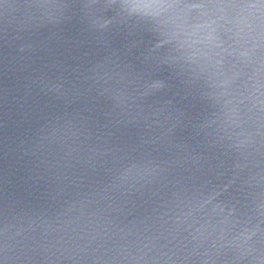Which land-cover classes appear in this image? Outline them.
Masks as SVG:
<instances>
[{
  "label": "clouds",
  "instance_id": "clouds-1",
  "mask_svg": "<svg viewBox=\"0 0 264 264\" xmlns=\"http://www.w3.org/2000/svg\"><path fill=\"white\" fill-rule=\"evenodd\" d=\"M0 50V264H264V0H0Z\"/></svg>",
  "mask_w": 264,
  "mask_h": 264
},
{
  "label": "water",
  "instance_id": "water-1",
  "mask_svg": "<svg viewBox=\"0 0 264 264\" xmlns=\"http://www.w3.org/2000/svg\"><path fill=\"white\" fill-rule=\"evenodd\" d=\"M71 32L66 35H71ZM42 38V37H39ZM3 55V50H0V56ZM21 73L19 71L9 72L6 71L5 65L0 61V198L3 194H6L10 189L16 192H23L24 188L22 184L16 182L15 179H9L4 176V173L11 167H17L20 169V174L23 171V163L15 161L13 154L8 151V145H11L13 141H16L28 125L20 124L13 126L11 117L18 113L19 108L17 105L10 103L12 90L19 89L21 83ZM22 89L16 92V95L21 94ZM41 103L44 102L41 98ZM70 107H75V104ZM32 195H38V193H32Z\"/></svg>",
  "mask_w": 264,
  "mask_h": 264
}]
</instances>
